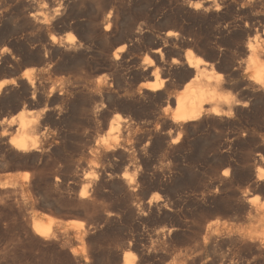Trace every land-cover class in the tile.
Instances as JSON below:
<instances>
[{"label": "rangeland", "instance_id": "1", "mask_svg": "<svg viewBox=\"0 0 264 264\" xmlns=\"http://www.w3.org/2000/svg\"><path fill=\"white\" fill-rule=\"evenodd\" d=\"M3 1L4 0H0V6ZM34 1L39 8L42 9L44 14H46L49 20H51V18L53 19L55 16V12L53 11L55 9H60V11H64L65 13L69 10L67 13H71L76 19L66 20V25L69 29L61 30L62 25H59V28L56 27L54 31H35L31 34L33 36V38L31 37V43H28L27 39L23 36L21 39V35H18L19 43L14 45V47H12L13 45H8V43L1 44L0 50L5 49L7 52V54L2 57V60L7 59L20 45L25 48H33L34 50L41 49L42 46H45L48 40L54 36L56 43L60 41L58 44L64 43L62 45H65L66 42L73 40L71 42H73V44L75 43L74 45L77 46L79 44L82 46V53L85 59L88 60L86 61L90 63L82 73L54 70L50 71L48 74L42 75L39 71V66L36 65L30 67L23 64L21 61L17 66L10 69L12 71H9V69L4 66L2 67L1 63L3 61L0 62V82L8 84V82L18 78L23 72H32L35 85L37 84L36 86L39 88L38 93L44 96L50 94V98L45 102H38V106L25 105L21 109L22 113L27 111L23 115L30 119L35 116L36 113L41 112L42 109L47 108L41 116V121L43 120L41 134L39 133L36 137L40 148L39 153L41 154L39 155L38 153V158L34 161L20 160L19 162L18 160L14 161V159L10 157H5V159L0 162V264H114L115 259H117L120 254L121 256L126 254L132 256V258L134 257L135 262L139 261V257L145 258L144 264H246L247 261L245 260L248 257L250 259L251 256L238 242L232 241V237L244 234L246 237L264 239V180L257 184L254 179V174L258 165L264 172V163L257 164L255 162L257 165L254 163V159H257L259 155H262L263 157H261L264 160V142L260 144L264 136V98L261 96L257 97V104L254 105L255 108L252 106V100L249 105V101L242 98L244 102H248V105L243 109L239 106V110L233 114L231 120L234 121V125H229L227 127L225 124L207 121L206 123L203 122V125L197 127V129H192L190 126L187 127V131L185 130L182 133L179 142H177L174 147L170 145L169 138L164 136L165 132L161 130L160 123L162 119L155 117V114L166 105L164 100L140 99V103L142 102L141 104L143 105L141 106L140 104L141 108L147 112L144 116L134 117L121 110L115 103L112 104V102H110L111 105L110 103H104L105 100L102 101L98 96L96 97L95 94H90L89 85L95 84L96 81L104 79V77L107 78L109 82L113 83L115 78L122 74L127 78L126 85L118 89L115 85H112V89L114 88L113 92L115 95H119L124 88V92L119 96L124 95L126 92L128 94L134 93L133 99H138L136 98V92L140 85L152 80L148 71H142L141 69L142 65L140 64L142 63L143 57H150L153 60L151 68L153 69L157 66L159 68L158 70H160L158 71V73H160L158 74V78H164L166 69L170 68V60L172 58L182 60L183 53L187 48V50H190L194 55L199 57H204L203 53L205 51L210 53L216 50L223 53L227 52L232 60L231 65L234 73L231 84L235 85V83H237L239 85L241 83V85H243L246 82L245 79L251 76V71L245 74L243 67L248 58V53H243L247 42L255 41L258 43L257 45H259V47L264 49V0H210L206 5L204 4V6H211L208 8L207 12L203 9H199L196 13L194 10L192 11L191 8H188L186 5L187 2L182 4L180 0H156L157 2L155 0H108L109 2L107 0ZM73 1L74 3L76 2V4L72 3ZM214 6H217L220 11H214ZM182 8H184L183 11ZM70 10H72V12H70ZM110 10L111 17L116 16L117 19L116 17H112V20H116V22H114L116 24H113L107 32L108 35H105L101 28V21L105 15L108 14L107 11L110 12ZM186 15H191V17H186ZM229 15L231 17H229ZM74 21L75 23H73ZM68 22L70 24H67ZM240 22L242 24H240ZM243 22H247L246 25ZM77 23L80 29L77 27ZM192 23L194 24L192 25ZM93 24L95 26L94 28ZM97 25H99L100 28ZM138 25L144 34L141 35V38H138L139 40L132 41L128 38L129 42L126 41V43L124 42L123 44L118 43L117 40L119 38L123 39L128 37L130 35V29H132L131 32L133 30L135 31L139 27ZM190 25L194 27L192 28ZM88 26H90L89 32L91 36L87 37L85 34L86 30L89 28ZM183 28H186L185 30L187 32L184 31ZM213 29H217V31L215 30L214 32ZM248 29L250 30L248 35L242 33L243 30ZM166 30H171L175 33L178 32L177 40L174 41L176 47L174 50L172 45L168 43V46L164 47L165 49L163 48L162 50V60L164 63L163 61L157 63L153 57L154 55H151L152 51L155 50V46L151 45V41L154 38H159V36L164 39L163 36L167 32ZM252 30L253 32H251ZM49 33L53 34V36ZM215 33L216 35L214 36L213 34ZM222 33L223 35L226 33V35L223 36ZM221 36L223 37L221 38ZM99 38L102 39V41ZM227 39H229L230 42ZM209 40L210 43L208 42ZM184 42L188 44L187 47H184ZM212 43L215 45L213 46ZM218 44L220 45L218 46ZM122 45H125L126 48L123 49V52L119 53V59H121H118L119 63L116 61L118 65L110 58L112 57L110 54ZM178 45L180 46L179 48H177ZM211 45L215 47V49H213ZM88 46L91 47L89 48ZM208 47L209 49H207ZM97 49L100 50L98 51ZM107 51L109 52L107 53ZM177 51L180 56L179 54H175L178 53ZM90 53L95 57H91ZM70 54L69 51H66V53L64 51L63 58H68ZM24 67L26 68L25 71ZM34 67L38 68V71ZM151 68H149V70H151ZM27 69L35 71H29ZM220 73H222V71ZM183 77V73L174 75L172 78L173 86L171 92L179 91L182 84L190 80L187 78L185 81L181 82ZM107 79H105V86L109 85ZM8 86L9 85L3 89L2 96L4 95V98H2L6 99L3 101L4 104H0V122L4 119V121L8 120L18 112L10 109L12 102H9L6 93L11 87L9 86V88ZM50 88H52V90ZM50 90L52 94L49 93ZM232 92L234 93V90ZM59 97L65 99V105L57 101L60 99ZM237 98H240V96ZM53 101L55 103H51ZM79 102L90 103L89 105L92 108L99 107L104 103L103 105H105V107L102 108V112H100L101 115L98 113L100 116L97 114L88 117V119L85 118L82 124L73 127L70 124V110H72L71 106L74 103L78 104ZM151 105H154V107ZM107 106L109 108H107ZM147 106L149 107L147 108ZM7 108L10 109V112ZM57 108L59 109V116H55V112L51 111ZM240 109L242 111H240ZM52 113L53 115H51ZM44 115L45 117H43ZM114 116H119V120L125 123L120 125L121 130L119 132L112 133L108 131V122L110 118ZM48 117L51 119H48ZM55 117H60V122L57 121ZM135 118H137V120ZM143 118H145V120ZM123 119L125 120L123 121ZM256 119H258L259 122ZM138 120H141V122ZM127 130H131V132H127L128 134H126ZM235 133H237V135H235ZM14 135L15 134H13V136ZM9 137L11 136L5 135L2 141L7 142ZM163 139L166 140L164 141ZM43 140L44 142H42ZM104 140L110 145L115 143V145L118 144L117 147L120 145L116 148L117 152L120 153L117 157L106 159L105 156H103L104 151L100 144L104 142ZM211 140L212 142H210ZM245 140H247V142ZM38 141L42 143L40 144ZM100 141L102 142L99 143ZM249 141L251 142L249 143ZM3 142H1V144ZM5 143H3L2 147L7 145V143ZM201 143H210V145L208 144V150L204 151L202 155H200ZM259 144L260 150L258 149ZM98 146L102 149H99ZM123 148L128 150V157L127 155L125 156V153L122 151ZM214 149L217 150L215 151ZM197 150H199V152ZM216 152H218V154ZM0 154L2 153L0 152ZM224 155L232 158L229 163L231 167H228V176L223 178L222 172L225 170V167L221 164L223 160L221 157ZM1 156L2 155H0V159ZM57 165H59V167ZM121 174L125 177L127 176L126 178H128V180H132L133 178L134 185L137 184L138 188H136L133 193L132 191L130 193V191L125 188H121L123 192H120L118 188L116 190L109 188L114 184L121 186V179H119ZM187 176H189V179ZM115 177H119L118 180ZM56 178L57 181H55ZM194 178H196L197 181ZM91 182H95V187L90 184ZM103 182L105 185L108 184L109 187L108 185L105 186ZM100 183H102V186H99ZM96 187L97 189L95 190ZM82 190L87 191V196L89 194L85 200L82 199V202L84 201V203H87L84 205L82 203L80 205L79 201L81 200L78 199ZM227 202L229 203L228 206H223V204ZM249 202H251V205ZM147 205H150V207ZM89 206H91V208ZM84 208L88 210L87 213ZM107 215L108 217H106ZM33 219L41 224L40 226L45 232V236L39 237V235L34 233V230H32ZM201 221L204 222L201 223ZM204 223L216 224L218 229L222 230L220 236L223 237L217 238L212 243L206 245L205 248H198L197 242L199 240L197 241L195 237V231L198 225ZM172 226L177 229L173 235L170 237H166V235L163 238L157 236L158 231L164 230L165 228V230H167ZM226 233H229L230 236H226ZM243 251L246 253L244 254ZM237 252L239 254H237ZM242 256L246 258L244 259ZM216 258H219V260H215ZM220 260L221 262H219ZM260 262L264 264L263 260H259L257 264H260Z\"/></svg>", "mask_w": 264, "mask_h": 264}, {"label": "bare ground", "instance_id": "2", "mask_svg": "<svg viewBox=\"0 0 264 264\" xmlns=\"http://www.w3.org/2000/svg\"><path fill=\"white\" fill-rule=\"evenodd\" d=\"M75 1V0H74ZM74 1L72 3H74ZM101 1V0H100ZM99 1V2H100ZM108 1V0H107ZM156 1V0H155ZM181 2L180 3H184V2H187L186 5L188 6V8H191L192 11L194 10V12L196 13L197 10L199 9H203L205 10L206 12L208 11V8L211 7V6H204V4L206 5V3H208L210 0H198V1H191V0H180ZM109 2V1H108ZM157 2V1H156ZM215 2V1H214ZM39 3V2H38ZM165 3V2H164ZM216 3V2H215ZM46 4V3H45ZM44 4V5H45ZM61 4V3H60ZM76 4V2L74 3ZM178 4V3H177ZM212 4V3H211ZM214 4V3H213ZM253 4V3H252ZM83 5V4H82ZM81 5V6H82ZM169 5V4H168ZM210 5V4H209ZM215 5V4H214ZM231 5V4H230ZM60 6V5H59ZM58 6V7H59ZM64 6V5H63ZM95 6V5H94ZM161 6V5H160ZM60 8V7H59ZM99 8V7H98ZM187 8V9H188ZM142 9V8H141ZM140 9V10H141ZM184 8H182V11H183ZM186 9V8H185ZM214 11H217L219 10L217 8V6H214ZM52 10V9H51ZM211 10V9H210ZM55 12V16L53 17V19L51 18V20H49V18L46 16V14H44V12L42 11L41 8H39V6L35 3L34 0H4L2 3H1V6H0V45L3 43H8V45H13L12 47H14V45L18 44V35H21V39H22V36L24 38L27 39V42L28 43H31L32 41V38L33 36L31 34H33L35 31L38 32V31H45V32H49V31H54V29L56 30V27H58L59 25H62L61 27V30H65L67 29V25H66V20H69V19H76V17L74 15H72L71 13H67L69 10H67V12L65 13L64 11H60V9H55L53 10ZM52 11V12H53ZM77 11V10H75ZM86 11V10H85ZM135 11V10H134ZM186 11V10H185ZM190 11V10H189ZM191 11V12H192ZM204 11V12H205ZM220 11V10H219ZM237 11V10H236ZM52 12H51V15H52ZM53 12V14H54ZM70 12H72V10H70ZM115 12V11H114ZM232 12V11H231ZM46 13V12H45ZM80 13V12H78ZM86 13V12H85ZM101 13H104V12H101ZM107 15H105V17L102 19L101 21V28L103 29L104 31V34L108 35V31L110 30V28L113 26V24H116L114 22H116V20H112V17H111V10L110 12L107 11ZM113 13V12H112ZM186 13V12H185ZM193 13V12H192ZM199 13V12H198ZM209 13V12H208ZM207 13V14H208ZM222 13V12H221ZM82 14V13H80ZM88 14V13H87ZM98 14V13H97ZM106 14V13H105ZM116 14V13H114ZM206 14V13H205ZM230 14V13H229ZM255 14V13H254ZM48 15V13H47ZM50 15V14H49ZM103 15V14H101ZM100 15V16H101ZM195 15V14H194ZM252 15V14H250ZM256 15V14H255ZM115 16V15H114ZM155 16V15H154ZM185 16V15H184ZM187 16H190L191 15H186ZM197 16V15H196ZM249 16V15H248ZM50 17V16H49ZM116 17V16H115ZM113 17V18H115ZM194 17V16H192ZM219 17V16H218ZM229 17H231L229 15ZM250 17V16H249ZM255 17V16H254ZM78 18V17H77ZM80 18V17H79ZM196 18V17H195ZM245 18V17H243ZM252 18V17H251ZM117 19V17H116ZM150 19V18H149ZM167 19V18H166ZM174 19V17H173ZM184 19V18H183ZM194 19V18H193ZM205 19V18H204ZM223 19V18H221ZM241 19V18H240ZM78 20V19H77ZM76 20V21H77ZM192 20V19H190ZM173 21V20H172ZM184 21V20H183ZM188 21V20H187ZM194 21V20H193ZM215 21V20H214ZM240 21V20H239ZM85 22V21H84ZM100 22V21H99ZM98 22V23H99ZM120 22V21H119ZM167 22V21H166ZM185 22V21H184ZM236 22V21H235ZM72 23V21H71ZM75 23V21L73 22ZM79 23V21H78ZM78 23H77V27L79 28L78 26ZM174 23V22H173ZM177 23V22H176ZM191 23V22H190ZM195 23V22H194ZM192 23V25L194 24ZM239 23V22H238ZM245 23V22H243ZM247 23V22H246ZM245 23V25H246ZM67 24H70L69 22ZM97 24V23H96ZM95 24V25H96ZM124 24V23H123ZM229 24V22H228ZM232 24V23H230ZM240 24H242L240 22ZM250 24V23H249ZM76 25V24H74ZM82 25V24H81ZM88 25V23H87ZM100 25V24H99ZM97 25V26H99ZM131 25V24H130ZM146 25V24H145ZM172 25V24H171ZM187 25V24H186ZM185 25V26H186ZM189 25V24H188ZM192 25H190L192 27ZM69 26V25H68ZM73 26V25H72ZM85 26V25H83ZM91 26V25H90ZM90 26H88L89 28L86 30V36H91L90 35V32H89V29H90ZM135 26V25H134ZM139 26V25H138ZM158 26V25H157ZM161 26V25H160ZM184 26V25H183ZM200 26V25H199ZM211 26V25H210ZM222 26V25H221ZM251 26V25H250ZM70 27V26H69ZM82 27V26H81ZM94 24H93V28H94ZM169 27V26H168ZM181 27V26H180ZM179 27V28H180ZM187 27V26H186ZM194 27V26H193ZM192 27V28H193ZM215 27V26H214ZM217 27V26H216ZM219 27H220V24H219ZM218 27V28H219ZM226 27V26H225ZM248 27V26H246ZM245 27V28H246ZM59 28V27H58ZM87 28V26H86ZM92 28V27H91ZM100 28V26H99ZM124 28V27H123ZM122 28V29H123ZM188 28V27H187ZM224 28V27H223ZM229 28V27H228ZM227 28V29H228ZM244 28V27H243ZM69 29V28H68ZM80 29V28H79ZM127 29V27H126ZM129 29V27H128ZM184 29V28H183ZM186 29V28H185ZM184 29V31H186ZM189 29V28H188ZM226 29V30H227ZM231 29V28H230ZM247 29V28H246ZM82 30V29H81ZM93 30V29H92ZM132 29H130V35L126 38H123V39H118V43H126L129 42L128 41V38H130V40H137L138 38H141V35L143 34L142 33V30L140 29V26L134 31L131 32ZM214 30V29H213ZM217 31V29H215ZM214 30V32H215ZM232 30V29H231ZM238 30V29H237ZM240 30V29H239ZM242 30V29H241ZM91 31V30H90ZM129 31V30H128ZM167 31V30H166ZM183 31V33H184ZM220 31V30H218ZM39 32V33H40ZM92 32V31H91ZM127 32V31H126ZM145 32V31H144ZM187 32V31H186ZM191 32V31H189ZM196 32V31H194ZM238 32V31H236ZM250 32V30H243L242 33H245L248 35V33ZM253 32V30L251 31ZM53 33V32H52ZM82 33V32H81ZM102 33V32H101ZM178 33V32H177ZM171 31V30H168L165 34H164V39L159 36V38H154L152 39V44L151 45H154L155 46V50L152 51V54L151 55H154V59L156 60L157 63L163 61L162 60V50L164 47L168 46V43H170L172 45V47L174 48L175 50V43L174 41L177 40V36L178 34ZM182 33V32H181ZM220 33V32H219ZM37 34V33H36ZM45 34V33H44ZM50 34V33H49ZM128 34V33H127ZM185 34V33H184ZM191 34V33H190ZM230 34V33H229ZM234 34V33H233ZM232 34V35H233ZM239 34V33H238ZM39 35V34H38ZM48 35V34H47ZM53 36V34H50ZM144 35V34H143ZM183 35V34H181ZM187 35V34H186ZM194 35V34H192ZM212 35V34H211ZM214 36L216 35L213 34ZM212 35V36H213ZM218 35V34H217ZM223 35V33H222ZM226 33H224L223 36H225ZM228 35V34H227ZM35 36V35H34ZM40 36V35H39ZM84 36V35H82ZM80 36V37H82ZM104 36V35H103ZM126 36V35H125ZM180 36V35H179ZM185 36V35H184ZM190 36V35H188ZM195 36V35H194ZM208 36V35H207ZM220 36V35H219ZM221 36V38L223 37ZM243 36V35H241ZM32 37V38H31ZM38 37V36H36ZM42 37V36H41ZM48 37V36H47ZM78 37V36H77ZM97 37V36H96ZM95 37V39H96ZM99 37V36H98ZM106 37V36H105ZM162 39H161V38ZM192 37V36H191ZM211 37V36H210ZM236 37V35H235ZM233 37V38H235ZM245 37V36H244ZM44 38V37H43ZM91 38V37H89ZM107 38V37H106ZM105 38V39H106ZM190 38V37H189ZM200 38V37H198ZM203 38V37H202ZM206 38V37H205ZM214 38V37H213ZM47 39V38H46ZM86 39V37H85ZM100 39V38H99ZM110 39V38H109ZM180 39V38H179ZM183 39V38H182ZM209 39V38H208ZM216 39V38H215ZM245 39V38H243ZM39 40V39H38ZM42 40V39H40ZM45 40V39H44ZM59 40V39H58ZM87 40V39H86ZM85 40V41H86ZM102 41V39H100ZM139 40V39H138ZM197 40V38H196ZM195 40V41H196ZM217 40V39H216ZM225 40V39H224ZM229 40V39H227ZM235 40V39H234ZM233 40V41H234ZM237 40V39H236ZM240 40V38H239ZM249 40V39H248ZM35 41V39H34ZM73 41V40H71ZM66 42L65 45H62L64 43H61V44H58L60 41H58V43L55 42V39H54V36L53 38L51 37L49 40H48V43L44 46H42L41 49H38V50H34L33 48H25L24 46H19L16 50H14V53L12 52V54H10L8 56L7 59H3L2 60V57L7 54V52L5 51V49H1L0 50V62L3 61L1 63L2 67L4 66L5 68L9 69V71H12L10 69H12L14 66H17L19 63H22L25 64V65H28V66H39V71L41 72L42 75H45V74H48L50 71H74L75 73L76 72H83L86 70V68L88 67V63L87 59H85L83 53H82V50H81V47L79 44L76 46L73 44V42ZM76 41V40H75ZM79 41V40H78ZM116 41V43H117ZM131 41V42H132ZM193 41V40H192ZM198 41V40H197ZM203 41V40H202ZM25 42V40H24ZM37 42V41H36ZM40 42V41H39ZM45 42V41H44ZM47 42V40H46ZM64 42V41H63ZM87 42V41H86ZM150 42V43H151ZM177 42V41H176ZM180 42V40H179ZM210 43V40L208 41ZM206 42V43H208ZM213 42V41H212ZM220 42V41H219ZM217 42V43H219ZM222 42V40H221ZM228 42V41H227ZM230 42V40H229ZM253 42V41H252ZM247 42V45L245 47V50L243 51L248 53V58L246 59V64L243 66L244 67V72L246 74V72L248 71H251V76L248 77V79L246 80L245 79V83L243 85H241V83L238 85L237 83H235V85L231 84L232 82V78H234V73L232 71V63H231V59L229 57V55L226 53H223V52H220L218 50L214 51V52H208V51H205L203 53L204 57H199V56H196L194 55L190 50H185V52L183 53V58L182 60H179L178 58H172L170 60V68L166 69V72L164 74V78H158V70L159 68L156 66L155 68H151L152 65H153V60L148 57V56H145L143 57V60L141 61L142 63L140 65H142V71H148V74L149 76L152 78L151 81L149 82H146V83H142L140 85V87L138 88L136 94H137V97L138 99H133V94H128L126 91V93L122 96H119L120 94H122V92H124V88L122 90V92L119 94V95H115V93L113 92L114 88L112 89V85H115V87L118 89V88H122L126 85V80L127 78H125V76H123L122 74L120 76H117V78H115V80L112 82H109L107 78L104 77V79H101L99 81H96V83L93 85H89V92L90 94H95L96 97L98 96V98H100L102 101H104V103H110L112 102L115 103L117 106H119V108L123 111H125L126 113L128 114H131L132 116L134 117H140V116H144L145 113L147 112L146 110L142 109L141 106H143L141 103H140V99H143V98H147L149 100H152V99H157V101H159L160 99L163 101L166 102V105L164 106V108H162L160 111H158L156 114H155V117L157 118H161L162 122L160 123L161 124V130H163L162 132H165L164 136H166L167 138H169V143L170 145L174 146L176 145L177 142H179L180 140V137L182 135V133L186 130L187 127L190 126V128H196L199 127V126H202L203 125V122H207V121H210V122H215V123H220V124H225V126H229V125H234V121H232V116L233 114H235L239 109L238 107L240 106L242 109L245 108L248 104V102H244L243 100L246 99L247 101H249V105H250V101L252 100V103L254 106L255 104H257V97L261 96L264 98V49L259 47V45H257L258 43L257 42ZM22 43V41H21ZM34 43V42H33ZM97 43V42H96ZM115 43V44H116ZM117 43V44H118ZM182 43V42H181ZM208 43V44H209ZM214 43V42H213ZM212 45L214 46L215 44ZM224 43V42H223ZM222 43V44H223ZM233 43V42H232ZM235 43V41H234ZM26 44V42H25ZM25 44H22V45H25ZM101 44V43H100ZM132 44V43H131ZM169 44V45H170ZM205 44V43H203ZM227 44V43H226ZM231 44V43H230ZM237 44V43H236ZM29 45V44H28ZM27 45V47H28ZM180 45V44H179ZM178 45L177 48H179L180 46ZM190 45V44H189ZM200 45V44H199ZM211 45V47H212ZM220 44H218L219 46ZM26 46V45H25ZM86 46V45H85ZM128 46V45H127ZM153 46V47H154ZM188 44L184 42V47H187ZM192 46V45H191ZM210 46V45H209ZM217 46V45H216ZM230 46V45H229ZM89 47V46H88ZM91 47V46H90ZM89 47V48H90ZM100 47V46H99ZM98 47V48H99ZM197 47V46H196ZM200 47V46H198ZM221 47V46H220ZM226 47V45H225ZM35 48V47H34ZM87 48V47H86ZM93 48V47H92ZM96 48V47H95ZM126 48L125 45H122L121 47L119 46V48L117 50H114L113 53H111L110 55H112V60L113 62H118V59H119V53L123 52V49ZM203 48H206V47H203ZM213 49H215V47H212ZM83 49V47H82ZM165 49V48H164ZM170 49V48H169ZM185 49V48H184ZM191 49V48H190ZM209 49V47L207 48ZM218 49V48H216ZM228 49V48H226ZM230 49V48H229ZM243 49V48H242ZM13 50V49H12ZM98 51L100 49H97ZM174 50H172L173 52H175ZM192 50V49H191ZM66 53V51L68 52L69 51V54L71 52V54L69 55L68 58H63V53ZM85 51V50H84ZM83 51V52H84ZM90 51V50H89ZM92 51V50H91ZM166 51V50H165ZM168 51V49H167ZM171 51V50H170ZM169 51V52H170ZM179 51V50H178ZM177 51V52H178ZM224 51V50H223ZM242 51V50H241ZM11 52V51H10ZM88 52V51H87ZM86 52V53H87ZM109 51H107L108 53ZM112 52V51H110ZM203 52V51H202ZM238 52V51H237ZM9 53V51H8ZM98 53V52H97ZM198 53V52H197ZM68 54V53H67ZM89 54V53H88ZM91 54V53H90ZM100 54V53H99ZM98 54V55H99ZM168 54H171V53H168ZM176 55L179 54L178 53H175ZM95 55V53H94ZM103 55V54H102ZM105 55V54H104ZM108 55V54H107ZM165 55V54H164ZM231 55V54H230ZM7 56V55H6ZM97 56V54H96ZM180 56V54H179ZM25 60H24V58ZM66 57V56H64ZM91 57H93V55L91 54ZM90 57V58H91ZM95 57V56H94ZM93 57V58H94ZM98 57V56H97ZM108 57V56H107ZM63 58V59H62ZM232 58V56H231ZM234 58V57H233ZM92 59V58H91ZM90 59V60H91ZM121 59V58H120ZM119 59V60H120ZM170 59V57H169ZM87 60V61H86ZM111 60V61H112ZM96 62V61H95ZM116 62V63H117ZM169 62V61H168ZM234 62V61H233ZM117 63V64H118ZM155 63V62H154ZM164 63V61H163ZM220 63V64H219ZM109 64V63H108ZM167 64V63H166ZM0 65V66H1ZM25 65H22V66H25ZM115 65V63H114ZM119 65V64H118ZM165 65V64H164ZM21 66V65H20ZM167 66V65H166ZM165 66V67H166ZM41 67V69H40ZM90 67V66H89ZM117 67V65H116ZM25 68V67H24ZM29 68V67H28ZM33 68V67H32ZM35 68V67H34ZM149 68H151V70H149ZM234 68V67H233ZM30 69V68H29ZM27 69V70H29ZM37 69L38 71V68H35ZM140 69V68H139ZM26 70V68L24 69V71ZM32 70V69H31ZM29 70V71H31ZM102 70V69H101ZM32 71H35V70H32ZM98 71V70H97ZM124 71V70H123ZM222 71V73L220 72ZM243 72V71H242ZM243 72V73H244ZM11 73V72H10ZM13 73V72H12ZM126 73V72H125ZM181 73L184 74V77L181 79V82L185 81L187 78H189L190 80H188V82H185L184 84H182V87L181 89H179V91L177 92H171V88L173 86V77L174 75H180ZM236 73V72H235ZM14 74V73H13ZM40 74V75H41ZM51 74V73H50ZM72 74V73H71ZM86 74V73H85ZM114 74V73H113ZM32 72H23L22 74L17 75L18 78L16 79H12L10 82L7 83H4V82H0V104L3 103V101L6 99H3L4 98V95L2 96L3 94V89L9 85L11 87L10 90H8V92L6 93V96L8 97V100L9 102H12L11 106H10V109L12 111H18L17 114L14 116H12L11 118H9L8 120L4 121L2 120L0 122V152L2 154L1 156V159H0V162H2L5 157H10L12 159H14V161L18 160L20 162L23 161V160H30V161H34L36 158H38V153L40 152V148L38 146V143H37V135L41 132V129H42V121H41V116L43 115V113L45 112L44 110L46 109H40L41 112L39 113H36L35 116L33 117H28L26 118L25 113H22V108L25 106V105H37L38 102L40 101H47L49 98H50V94L47 95V96H44L42 94H39L38 93V87L35 85V82H34V77L32 78ZM35 75V73H34ZM88 75V74H87ZM236 75V74H235ZM238 75V74H237ZM15 76V74H14ZM13 76V77H14ZM86 76V75H85ZM108 76V75H107ZM183 76V75H182ZM80 77V76H79ZM100 77V76H99ZM110 77V76H109ZM116 77V76H115ZM143 77V76H142ZM179 77V76H178ZM180 78V77H179ZM178 78V79H179ZM42 79V78H41ZM40 79V80H41ZM99 79V78H98ZM105 79H107L109 85L108 86H105ZM114 79V78H113ZM177 79V78H176ZM9 80V79H8ZM3 81V80H2ZM111 81V80H110ZM179 81V80H178ZM7 82V80H6ZM66 82V81H65ZM177 83V82H176ZM39 84V83H38ZM76 84V83H75ZM130 84V83H129ZM237 84V85H236ZM40 85V84H39ZM46 85V84H45ZM44 85V86H45ZM177 85V84H176ZM8 86V87H9ZM42 86V85H41ZM74 86V85H73ZM81 86V85H80ZM86 86V85H85ZM181 86V85H180ZM9 87V88H10ZM43 87V86H42ZM87 88V87H86ZM45 89V88H44ZM52 90V88H50ZM78 89V88H77ZM116 89V90H117ZM136 89V88H135ZM40 90H41V87H40ZM51 93L52 94V92ZM121 90V89H120ZM133 90V89H132ZM131 90V91H132ZM234 90V93L232 92ZM5 91V90H4ZM43 91V89H42ZM62 91V90H61ZM67 91V90H66ZM118 93V92H117ZM5 96V97H6ZM58 96V95H57ZM83 96V95H82ZM238 96H240L241 100L242 98H244L242 101L240 100V98H237ZM3 97V98H2ZM53 97V95H52ZM60 98V97H59ZM90 98V97H89ZM3 99V100H1ZM159 99V100H158ZM52 100V98H51ZM76 100V99H75ZM245 100V101H246ZM55 101V100H54ZM51 102V103H55V102ZM58 102H62L64 104L65 102V99H63V97H61L60 99L57 100ZM84 101V100H83ZM98 101V100H97ZM7 102V101H6ZM43 102V103H44ZM60 103V104H62ZM103 103V104H104ZM4 104V103H3ZM2 104V105H3ZM40 104V103H39ZM57 104V103H56ZM90 104V103H89ZM86 102H82V103H74L72 106H71V109L70 112H71V117H70V124L71 126L75 127L79 124H82L83 120L86 118L88 119V117L90 116H95L97 115L98 113L102 112V108L105 107V105H100L99 107H94L92 108L90 105ZM92 104V103H91ZM141 104V106H140ZM164 104V103H163ZM65 105V104H64ZM97 105V104H96ZM109 105V104H108ZM111 105V103H110ZM5 106V105H4ZM38 106V105H37ZM41 106V105H40ZM39 106V107H40ZM152 107H154V105H151ZM29 107V106H28ZM46 107V106H45ZM44 107V108H45ZM145 107V106H144ZM149 106H147L148 108ZM6 108V107H5ZM26 108V107H25ZM24 108V109H25ZM51 108V107H50ZM59 108V107H58ZM57 108V109H58ZM62 108V107H61ZM107 108H109L107 106ZM146 108V109H147ZM255 108V106H254ZM259 108V107H258ZM8 109V108H7ZM10 109L9 112H10ZM52 109V108H51ZM53 109L51 111L55 112L54 115L55 116H59V109ZM106 109V108H105ZM155 109V108H154ZM5 110V109H4ZM50 110V109H49ZM48 110V111H49ZM62 110V109H61ZM69 110V109H68ZM255 110V109H254ZM259 110V109H258ZM104 111V110H103ZM155 111V110H153ZM240 111H242L240 109ZM260 111V110H259ZM63 112V111H62ZM107 112V111H106ZM150 112V111H148ZM252 112V111H251ZM31 113V111H30ZM247 113V112H246ZM32 114V113H31ZM63 114V113H62ZM149 114V113H148ZM154 114V112H153ZM49 115V114H48ZM53 115V113L51 114ZM49 115V116H51ZM61 115V114H60ZM99 115V114H98ZM101 115V113H100ZM99 115V116H100ZM147 115V114H146ZM150 115V114H149ZM152 115V114H151ZM253 115V114H252ZM258 115V114H257ZM260 115V114H259ZM262 115V114H261ZM120 116V115H119ZM119 116H114V117H111L109 122H108V131L109 132H119L121 130L120 128V125H122V123H125V122H121L119 120ZM148 116V115H147ZM45 117V115L43 116ZM64 117V116H63ZM106 117V116H105ZM151 117V116H150ZM251 117V116H250ZM259 117V116H258ZM263 117V116H262ZM47 118V117H46ZM50 117H48L49 119ZM56 118V117H55ZM60 118V117H59ZM59 118H56L57 121L60 122L61 119ZM62 118V117H61ZM261 118V117H260ZM264 118V117H263ZM51 119V118H50ZM55 119V121H56ZM95 119V118H94ZM109 119V118H108ZM137 120V118H135ZM145 120V118H143ZM147 119V118H146ZM254 119V117H253ZM259 119V118H258ZM258 119H256L258 121ZM53 120V119H52ZM51 120V122H52ZM67 120V119H66ZM122 120V118H121ZM125 119H123L124 121ZM134 120V119H133ZM155 120V119H154ZM54 121V120H53ZM69 121V119H68ZM139 121V120H138ZM65 122V121H64ZM87 122V121H86ZM91 122V121H90ZM141 122V120L139 121ZM151 122V121H150ZM254 122V121H253ZM259 122V121H258ZM99 123V122H98ZM146 123V122H145ZM237 123V122H235ZM255 123V122H254ZM262 123V122H261ZM47 124V123H46ZM129 124V123H128ZM138 124V122H137ZM141 124V123H139ZM149 124V123H148ZM51 125V124H50ZM59 125V124H58ZM69 125V124H68ZM125 125V124H124ZM154 125V123H153ZM152 125V126H153ZM238 125V124H237ZM257 125V124H256ZM56 126V125H55ZM85 126V125H84ZM104 126V125H103ZM106 126V125H105ZM146 126V125H145ZM236 126V125H235ZM239 126V125H238ZM160 127V126H159ZM158 127V128H159ZM44 128V126H43ZM78 128V127H76ZM189 128V129H190ZM213 128V127H212ZM211 128V129H212ZM223 128V126H222ZM225 128V127H224ZM52 129V128H51ZM107 129V128H106ZM130 129V128H129ZM188 129V130H189ZM230 129V128H229ZM242 129V128H241ZM70 130V129H69ZM232 130V129H231ZM238 130V129H237ZM44 131V130H43ZM42 131V132H43ZM65 131V130H64ZM72 131V130H71ZM187 131V130H186ZM242 131V130H241ZM131 132V130H127L126 131V134ZM161 132V131H160ZM216 132V131H215ZM240 132V131H239ZM260 132V131H259ZM186 133V132H185ZM13 134H15L13 136ZM41 134V133H40ZM43 134V133H42ZM77 134V133H76ZM148 134V133H147ZM151 134V133H150ZM158 134V133H157ZM187 134V133H186ZM5 135H10L11 137H9V139H5L7 140V145H3V142L2 139L4 138ZM124 135V134H123ZM154 135V134H153ZM159 135V134H158ZM163 135V133H162ZM215 135V134H214ZM234 135V134H233ZM235 135H237V133H235ZM243 135V133H242ZM255 135V134H254ZM262 135V134H261ZM118 136V135H117ZM160 136V135H159ZM158 136V138H159ZM174 136V137H173ZM247 136V135H246ZM245 136V137H246ZM257 136V135H256ZM41 137V135H40ZM43 137V136H42ZM120 137V136H119ZM141 137V136H140ZM157 137V136H155ZM214 137V136H212ZM217 137V136H216ZM229 137V136H228ZM239 137V136H238ZM258 137V136H257ZM48 138V137H47ZM113 138V137H112ZM162 138V137H161ZM218 138V137H217ZM248 138V137H247ZM249 138H252V137H249ZM255 138V137H254ZM41 139V138H40ZM39 139V141H40ZM46 139V138H45ZM49 139V138H48ZM114 139V138H113ZM210 139V138H209ZM237 139V138H236ZM244 139V138H243ZM259 139V137H258ZM257 139V141H258ZM42 140V139H41ZM47 140V139H46ZM76 140V139H75ZM108 140H109V136H108ZM107 140V141H108ZM158 140V139H157ZM164 141L166 139H163ZM205 140H208V139H205ZM204 140V141H205ZM214 140V139H213ZM228 140V139H227ZM251 140V139H250ZM38 141V142H39ZM65 141V140H64ZM74 141V140H73ZM156 141V140H155ZM247 142V140H245ZM260 141V140H259ZM1 142H3L1 144ZM44 142V140L42 141ZM42 142H39L40 144ZM102 141H100L99 143H101ZM111 142V140H110ZM109 142V143H110ZM113 142V140H112ZM157 142V141H156ZM155 142V143H156ZM160 142V141H158ZM212 142V140L210 141ZM251 141H249L250 143ZM254 142V141H253ZM261 142H264V136L262 138V141H260V144ZM5 143V144H6ZM46 143V142H45ZM96 143V142H95ZM258 143V142H257ZM44 144V143H43ZM42 144V145H43ZM48 144V143H47ZM70 144V143H69ZM75 144V143H74ZM113 144V143H112ZM116 144V143H115ZM110 145L108 144L105 140L104 142H102L100 144V146L103 148V151H104V155L106 159H109V158H114V157H117L118 154H120L119 152H117L116 148L117 145ZM147 144V142H146ZM145 144V145H146ZM149 144V143H148ZM210 145V143H201V147H200V155H202L204 153V151L208 150V146ZM213 144V143H212ZM225 144V143H224ZM247 144V143H246ZM260 144H259V147L258 149L260 148ZM263 144V143H262ZM41 145V146H42ZM144 145V146H145ZM228 145V144H227ZM55 146V145H53ZM148 146V145H147ZM169 146V145H168ZM170 146V147H172ZM216 146V145H215ZM263 146V145H262ZM261 146V148H262ZM43 147V146H42ZM51 147V145H50ZM50 147H47V148H50ZM60 147V146H59ZM58 147V148H59ZM100 147V148H101ZM146 147V146H145ZM167 147V146H166ZM169 147V148H170ZM99 148V146H98ZM99 148V149H100ZM101 148V149H102ZM161 148V147H160ZM178 148V147H177ZM184 148V147H183ZM212 148V147H211ZM210 148V149H211ZM52 149V148H51ZM60 149V148H59ZM58 149V150H59ZM121 149V148H120ZM174 149V148H173ZM224 149V148H223ZM49 150V149H47ZM54 150H57V149H54ZM53 150V151H54ZM61 150V149H60ZM97 150V149H96ZM177 150V149H175ZM183 150V149H182ZM194 150V149H193ZM215 150V149H214ZM217 150V149H216ZM215 150V151H216ZM244 150V149H243ZM248 150V149H247ZM260 150V149H259ZM45 151V150H44ZM43 151V152H44ZM121 151V150H119ZM122 151L125 153V156L128 154V150L123 148ZM157 151V150H156ZM187 151V150H186ZM191 151V150H190ZM199 152V150H197ZM219 151V149H218ZM251 151V150H250ZM42 152V153H43ZM61 152V151H60ZM98 152V151H97ZM224 152V151H223ZM56 153V151H55ZM101 153V152H100ZM218 154V152H216ZM41 153H39L40 155ZM97 154V153H96ZM221 154V153H220ZM260 154V153H259ZM45 155V154H44ZM43 155V156H44ZM98 155V154H97ZM180 155V154H179ZM250 155V154H249ZM120 156V155H119ZM218 156V155H217ZM262 156V155H261ZM260 155L258 156V158L255 160L254 159V163L256 162L257 164H263L264 163V160H263V156L261 157ZM60 157V156H59ZM99 157V156H98ZM128 157V155H127ZM206 157V156H205ZM204 157V158H205ZM8 158V159H10ZM57 158V157H55ZM221 164L223 167H225L222 172V176L223 178L224 177H227L228 176V173H229V169L228 167L230 168L231 166H229V163H230V156H226L224 155ZM236 158V157H235ZM7 159V160H8ZM41 159V158H40ZM44 159V158H43ZM59 159V158H58ZM65 159V157H64ZM104 159V158H103ZM127 159V158H126ZM131 159V158H130ZM215 159V158H214ZM112 160V159H111ZM115 160V159H114ZM213 160V159H212ZM219 160V159H218ZM12 161V160H11ZM29 161V162H30ZM40 161V160H39ZM108 161V160H107ZM233 161V160H232ZM25 162V161H24ZM37 162V161H36ZM51 162V161H50ZM249 162V161H248ZM252 162V161H251ZM32 163V162H31ZM255 163V164H256ZM2 164V163H1ZM5 164V163H3ZM197 164V163H196ZM246 164V163H245ZM256 164V165H257ZM52 165V164H51ZM177 165V164H176ZM54 166V164H53ZM59 167V165H57ZM62 166V164H61ZM66 166V164H65ZM261 166V165H260ZM67 167V166H66ZM218 167V166H217ZM247 167V166H246ZM245 167V168H246ZM57 168V167H56ZM61 168V167H60ZM5 169V168H4ZM54 171V170H53ZM111 172V171H110ZM216 172V171H215ZM100 173V172H99ZM113 174V173H112ZM126 174V173H125ZM196 174V173H195ZM109 175V173H108ZM111 175V174H110ZM153 175V174H152ZM106 176V175H105ZM115 176V175H114ZM157 176V175H156ZM56 177V176H55ZM127 177V176H126ZM125 176H123L121 174L120 178L121 179V186L120 185H111V187H109L108 184L105 185L104 181V185L107 186L109 188H112L114 190H116L117 188L120 189L119 191L120 192H123L121 191V188H125L127 190L133 191L138 188L137 187V184L134 185L133 183V178L132 180H128V178H126ZM188 179H189V176H187ZM186 177V178H187ZM191 177V176H190ZM196 177V176H195ZM108 178V177H107ZM117 178V177H115ZM117 178V180H118ZM193 178V177H192ZM55 179V178H54ZM106 179V177H105ZM104 179V180H105ZM114 179V178H113ZM191 179V178H190ZM196 179V178H194ZM193 179V180H194ZM254 179L255 181L260 183L264 180V172L262 170L261 167H258L256 168V171H255V174H254ZM95 180V179H94ZM111 180H112V177H111ZM116 180V179H115ZM192 180V179H191ZM50 181V180H49ZM57 181V178L56 180ZM53 181V182H55ZM59 181V180H58ZM110 181V180H109ZM108 181V182H109ZM189 181V180H188ZM197 181V179H196ZM107 183V182H106ZM57 184V183H56ZM89 184V183H88ZM91 185H93L95 187V182H91L90 183ZM102 183L99 184V186L101 185ZM143 184V183H142ZM158 184V183H157ZM184 184V183H183ZM102 186V185H101ZM103 186V187H105ZM180 186V185H179ZM184 186V185H182ZM92 187V188H94ZM102 187V189H103ZM176 187V186H175ZM99 188V187H98ZM180 188V187H178ZM97 189V187L95 188V190ZM124 189V190H125ZM181 189V188H180ZM184 189V188H183ZM110 190V189H109ZM92 191V190H91ZM170 191V190H169ZM118 192V191H117ZM80 193V192H79ZM89 193V192H88ZM91 193V192H90ZM114 193V192H113ZM111 193V194H113ZM119 193V192H118ZM125 193V192H124ZM129 193V194H130ZM116 194V193H115ZM114 195V194H113ZM118 195V194H117ZM89 196V194H88ZM87 191L85 190H82V192L79 194V201L80 202V205L81 203L84 205V204H87V203H84V201L82 202V199L85 200L87 197ZM122 196V195H121ZM127 196V195H126ZM131 196V195H130ZM91 197V196H90ZM106 197V196H105ZM96 198V197H95ZM107 198V197H106ZM46 199V198H45ZM44 199V201H45ZM114 200V199H113ZM77 201V202H78ZM176 201V200H175ZM49 202V201H48ZM78 202V203H79ZM87 202V201H86ZM46 203V202H45ZM93 203V202H91ZM251 202H249L250 204ZM49 204V203H48ZM47 204V206H48ZM89 204V203H88ZM228 202L227 203H224L223 206H228ZM44 205V204H43ZM78 205V204H77ZM82 205V206H83ZM152 205V204H151ZM175 205V203H174ZM251 205V204H250ZM46 206V205H45ZM46 206V207H47ZM50 206V205H49ZM87 206V205H86ZM139 206V205H138ZM148 206V205H147ZM216 206V205H215ZM236 206V205H234ZM78 207V206H77ZM91 208V206H89ZM88 207V209H89ZM150 207V205L148 206ZM152 207V206H151ZM237 207V206H236ZM86 208V207H85ZM84 208V210H86ZM137 208V207H136ZM143 208V207H142ZM171 208V207H170ZM80 209V208H79ZM83 209V208H81ZM82 210V211H84ZM135 210V209H134ZM137 210V209H136ZM88 210H86V213H87ZM142 211V210H141ZM255 211V210H254ZM90 212V211H89ZM127 212V211H126ZM85 213V212H84ZM109 213V212H108ZM142 213V212H141ZM140 213V214H141ZM222 213V212H221ZM228 213V212H227ZM112 214V213H110ZM109 215V214H108ZM108 215L106 217H108ZM113 217V215H112ZM124 217V216H123ZM208 218V217H207ZM239 218V217H238ZM237 218V219H238ZM174 219V217H173ZM175 220V219H174ZM233 221V220H232ZM256 221V220H255ZM196 222V221H195ZM204 221H201V223H203ZM200 223V222H199ZM209 223V222H208ZM208 223H204V224H201V225H198L197 228H196V238H197V247L200 248H205L206 245H208L209 243H212L213 241H215L217 238L219 237H223V236H220L221 235V232L222 230H219L217 225L215 224H208ZM198 224V223H197ZM32 225H33V229L34 230V233L39 235V237L41 236H45V232L43 231V229L41 228V224H39L38 222H36V220H32ZM31 225V226H32ZM189 225V224H188ZM44 226V225H43ZM234 227V226H233ZM163 228V227H162ZM190 228V226H189ZM160 229V228H159ZM166 229V228H165ZM160 230L158 231L157 233V236L159 237H170L171 235H173L177 229L174 228L173 226L170 228H168L167 230ZM188 229V228H187ZM194 232V233H195ZM264 233V232H263ZM177 234V233H176ZM226 236H230L229 233H226L225 234ZM263 235V234H262ZM179 236V234H178ZM176 237V236H175ZM193 237V236H192ZM195 238V239H196ZM227 238V237H226ZM231 238V237H229ZM232 241L234 240L235 242H238L239 245H241L247 252L248 254L251 256L250 259L249 257L245 260L247 261L246 264H257L259 260H263L264 262V239H256V238H253V237H246L244 234H239V235H236L234 237H232ZM190 239V237H189ZM193 239V238H192ZM191 240V239H190ZM231 241V239H230ZM218 242V241H217ZM222 242V241H221ZM229 242V241H228ZM219 243V242H218ZM230 243V242H229ZM234 243V242H233ZM163 244V243H162ZM192 244V243H190ZM181 245V244H180ZM188 245V244H187ZM232 245V244H231ZM172 247V246H171ZM211 247V246H210ZM209 248V247H208ZM217 248V247H216ZM241 248V247H240ZM210 249V248H209ZM224 250V249H223ZM241 250V249H240ZM214 251V250H213ZM212 251V252H213ZM219 251V250H218ZM221 251V250H220ZM226 251V250H225ZM149 252V251H148ZM236 252V251H235ZM244 252V251H243ZM188 253V252H187ZM218 253V252H217ZM246 252H244L245 254ZM150 254V253H149ZM156 254V253H155ZM161 254V253H160ZM182 254V253H181ZM231 254V253H230ZM229 254V255H230ZM237 254H239L237 252ZM148 255V254H147ZM211 255V254H210ZM232 255V254H231ZM230 255V256H231ZM121 256V254H120ZM118 257L117 259H115V263L114 264H144V259L145 258H141L139 257L140 259H138L139 261L135 262V259L134 257L132 258V256L130 255H126V254H123L121 257ZM199 256V255H198ZM172 257V256H171ZM226 257V255H225ZM239 257V256H238ZM243 257V256H242ZM220 258V257H219ZM219 258H216L215 260H219ZM229 258V257H228ZM241 258V257H240ZM244 258V257H243ZM242 258V259H243ZM246 258V257H245ZM244 258V259H245ZM193 259V258H192ZM197 259V258H196ZM241 259V260H242ZM147 260V259H146ZM198 260V259H197ZM223 260V259H222ZM239 260V259H238ZM244 261V262H245ZM194 262V260H193ZM213 262V261H212ZM217 262V261H215ZM221 262V260L219 261ZM229 262V261H227ZM232 262V261H231ZM243 262V263H244ZM223 263V262H222ZM242 263V262H241ZM262 262H260L261 264ZM207 264V263H206ZM220 264V263H219ZM231 264V263H230Z\"/></svg>", "mask_w": 264, "mask_h": 264}]
</instances>
